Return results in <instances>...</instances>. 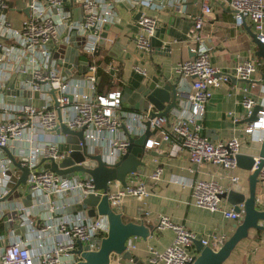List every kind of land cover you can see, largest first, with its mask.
Here are the masks:
<instances>
[{
	"label": "built area",
	"instance_id": "built-area-1",
	"mask_svg": "<svg viewBox=\"0 0 264 264\" xmlns=\"http://www.w3.org/2000/svg\"><path fill=\"white\" fill-rule=\"evenodd\" d=\"M66 1L31 0L29 15L16 27L8 18V1L0 0V227L4 226V231H0V264H78L82 260L74 252L78 241L90 250L98 249V240L106 237L109 230L107 216H90L87 210L69 212L68 208L80 204L89 194H99L108 196L111 207L120 212L123 197H146L150 194L148 185L135 179L125 187L119 181H111V189L105 191L96 188L91 175L78 179L79 171H76L73 176L65 177L43 165L52 161L60 164L79 151L85 159L74 165L92 162L94 156L101 155L106 165L114 166L128 151V135H143L147 121L151 122L152 133L158 134L155 139L149 138L147 147L158 148L164 142H171L174 154L184 153L196 164L211 162L231 170L238 167L236 156L241 151L242 139L213 141L202 133L200 121L215 89L230 82L232 77L252 79L259 62L249 58L238 62L232 71L214 65L201 28L204 16L213 13V3H216L233 12L237 25H244V19L250 20L254 32L264 42V0H201V13L190 15L195 21V46L191 48L194 56L177 65L178 74L190 80L191 89L167 116L156 117L149 111L125 108L122 90L108 94L97 92L96 52L100 49L105 25L116 19V0H72L70 6ZM187 1L135 0L138 10L142 9L135 37L138 49L146 54L151 52L159 24V17L149 14L148 10L170 9L187 15ZM74 31L80 54L90 60L88 71L80 78L63 73L54 57L62 43L73 45ZM76 67L73 64L72 72ZM134 70L144 76L148 74L140 65H135ZM17 75H21L19 86L12 87ZM53 90L55 94L51 93ZM245 90L249 92L251 88ZM23 91L29 94L26 96ZM28 98L31 104L24 105ZM256 103L250 94L244 96L247 116L252 114ZM258 113L264 115V109ZM263 120L264 116L250 121L244 128L245 133L253 136L257 130H264ZM62 123L73 131L83 130V138L77 143L67 142V135L57 132ZM2 147H7L29 168L25 184H17L22 172H14L16 181L10 186L9 171L13 162ZM161 173L162 167H157L152 179L158 180ZM239 180L238 176L232 177L234 184ZM259 182L264 193V164ZM25 185L29 186L30 193L23 188ZM114 185L119 188L114 190ZM227 191L214 180H197L192 184L195 205L212 212L223 211L227 218L241 220L243 211L222 205L221 195ZM16 193L20 196L14 197ZM28 194H31L29 205L23 202ZM158 227L173 229L176 237L163 252L150 249L149 264H193L198 255L197 239L214 249L226 241L219 234H213L211 240L200 237L167 216L160 217ZM17 229L21 232L16 233ZM131 240L128 249L133 247Z\"/></svg>",
	"mask_w": 264,
	"mask_h": 264
},
{
	"label": "crops",
	"instance_id": "crops-1",
	"mask_svg": "<svg viewBox=\"0 0 264 264\" xmlns=\"http://www.w3.org/2000/svg\"><path fill=\"white\" fill-rule=\"evenodd\" d=\"M9 2L8 18L14 26L20 27L27 17L28 0ZM71 2L72 0H67L66 5L70 6ZM186 6L189 13L187 15L170 9L147 11L159 17V24L152 39V50L146 54L138 49L135 42L138 14L142 9L138 10L135 0H116V19L110 24L107 37L104 43H101L99 54L96 55L98 69L101 67L109 73L111 83L104 87L105 94L115 90L123 92L126 84L138 87L152 77H159L161 84L166 80L175 82L180 79L181 90L190 91V80L178 74L177 65L194 56L191 48L195 46L193 42L195 21L190 15L201 13V0H188ZM213 7V13L204 16L201 28V36L210 48L211 62L226 71H232L238 62L255 58L259 64L252 78L254 85L264 70V61L255 57L256 44L247 30L249 26L253 30L251 21L247 20L246 24L239 26L230 9L216 3H213ZM104 58H107V63ZM135 65L146 68L147 76L136 72ZM61 68L64 70L63 66ZM78 70L76 67L72 74H76ZM16 77L14 83L18 85L21 75ZM252 83L232 78L230 82L216 88L206 107L204 118L200 121L202 133L213 141L231 137L242 139L240 153L246 155H258L262 144L260 138L264 137V130L261 129L253 136H248L244 131L250 122L247 120L249 116L243 105L244 96L250 94L264 109V99L258 97L260 88L257 85L252 87ZM248 87L251 90L246 92L245 89ZM129 105L128 102H124L125 108ZM262 116L264 115L261 114L259 117ZM157 137V132H153L150 138ZM142 160L145 165L129 180L145 182L150 194L141 198L134 195L123 197L120 212L126 222H144L157 227L160 224V217L167 216L172 222L183 224L198 236L210 240L213 234L223 235L227 240L235 232V224L241 222L243 217L241 220H234L227 218L223 211L212 212L198 207L193 200L192 184L197 180H214L226 190L236 189L248 195L250 171L239 166L232 170L226 169L211 162L196 164L184 153L174 154L171 142H164L158 148L146 147ZM157 167H162V173L158 180H154L152 174ZM233 176L239 177L237 184L232 182ZM118 188L117 185L113 186L114 190ZM257 193V207L264 209V193L260 182ZM69 196L71 195L67 197ZM222 205L226 209L233 208L224 198ZM69 208L72 211L79 210L77 204ZM261 224L264 225V221H261ZM175 237L173 229L157 227L154 234L147 239L133 238L131 250L138 259V262L133 264H149L150 249L163 252L174 242ZM110 264L132 263L113 254ZM223 264H264V230L250 229L248 236L237 244Z\"/></svg>",
	"mask_w": 264,
	"mask_h": 264
},
{
	"label": "water",
	"instance_id": "water-1",
	"mask_svg": "<svg viewBox=\"0 0 264 264\" xmlns=\"http://www.w3.org/2000/svg\"><path fill=\"white\" fill-rule=\"evenodd\" d=\"M31 0H28L30 3ZM75 1V0H74ZM73 1V3H74ZM30 6L26 9L27 15H29ZM141 13L138 14V18ZM246 24V19H244ZM110 24L105 25L104 32L102 33V41L107 37V30ZM247 30L254 43L256 44L255 57L264 61V42L259 38V35L252 30L249 26ZM76 32H72L73 45H66L62 43L57 51L54 52V57L58 59L59 65L63 66V73L68 75L72 74V66L75 64L79 70L74 77H82L90 66L89 58L80 54L78 48L79 45L74 42ZM85 41V37H83ZM99 54V50L96 55ZM113 73V71H112ZM236 79L235 77H232ZM159 77H152L148 81L140 84L138 87L133 84H126L123 88V105L124 102H128L129 107L127 109L136 111H149L152 117L167 116L171 109L177 107L179 102L186 98L187 92L181 90L180 79L175 82L166 80L165 83H160ZM240 80V79H238ZM244 83H252L253 79L241 80ZM254 85H257L260 89L258 97L264 99V70L260 74V78L255 81ZM253 83L251 86H254ZM12 87H18L19 84L13 83ZM55 94V91H51ZM24 95H28L29 92L23 91ZM72 100V97H70ZM31 99L24 101V105H30ZM55 106H58V102H55ZM263 107L260 103H257L253 109L252 114L247 118L248 121L259 120V110ZM59 110V109H58ZM61 112L59 111V119L61 121ZM264 121V120H263ZM150 121L146 122L147 129L141 136L128 135L129 147L128 151L123 155L114 166H108L103 161L101 155L94 156L92 162H84L83 165H74L75 162H82L85 157L79 151H74L70 158H67L60 164L52 161L43 165L45 168H49L52 171L57 172L65 177H70L75 174L76 171L87 172L94 179L97 189H103L108 191L111 189V181H119L124 187L129 183V179L136 175L141 167L145 165L143 162V156L146 151L147 143L152 135L150 129ZM63 132L67 135V142L77 143L79 139H82L84 134L83 130L73 131L69 129L65 124H61L57 128V132ZM76 147V146H75ZM5 151L8 157L12 160L11 169L9 174L11 175L10 186L16 181V175L14 172H22L18 183L25 184L27 176L29 174V168L23 166L19 160H17L7 147L1 148ZM237 164L239 167L251 172L249 177V193L248 195L240 192L236 189H230L224 192L221 197L226 199L237 212L243 211V219L241 222L235 224V232L225 241V243L219 248L214 249L210 246H204L201 239L195 241L198 255L195 258L193 264H223L231 255L237 244L248 236L250 229L264 230V225L261 221H264V209H259L258 206V193L257 186L259 183V173L264 164V139L261 144L258 155H246L239 153L236 156ZM44 159L41 161V163ZM20 196L16 193L14 197ZM12 198V196H10ZM31 194H28L23 202L27 205L30 204ZM243 205V208L240 206ZM79 210H87L90 216L105 215L109 222V230L107 236L98 240L96 250H90L88 245H84L82 241H78V249L74 252L80 254L82 260L78 264H110L112 255H118L123 260L128 262L137 263L138 259L134 256L131 249H128L129 241L133 238L147 239L150 235H153L157 227L148 225L144 222H134L124 220L122 212H118L116 208L111 207L108 196H101L99 194H89L85 197L80 204L77 205ZM243 209V210H242ZM72 211V209H68ZM73 211H76L73 209ZM24 231L23 228H21ZM20 229L16 230V233H20Z\"/></svg>",
	"mask_w": 264,
	"mask_h": 264
},
{
	"label": "trees",
	"instance_id": "trees-1",
	"mask_svg": "<svg viewBox=\"0 0 264 264\" xmlns=\"http://www.w3.org/2000/svg\"><path fill=\"white\" fill-rule=\"evenodd\" d=\"M7 1L9 3V5H10L9 0H7ZM104 61L107 63L108 62L107 58H104ZM98 74L100 76V80L97 83V92L99 94H105L104 93V87L106 85H110V83H111L110 79H109V73L104 71L103 68L99 67ZM0 231H2V232L4 231V226L3 225H2V227H0Z\"/></svg>",
	"mask_w": 264,
	"mask_h": 264
},
{
	"label": "rangeland",
	"instance_id": "rangeland-1",
	"mask_svg": "<svg viewBox=\"0 0 264 264\" xmlns=\"http://www.w3.org/2000/svg\"><path fill=\"white\" fill-rule=\"evenodd\" d=\"M87 176H89V174H88L87 172H82V171L78 172L77 175H76V177H77L78 179H81V178H83V177L85 178V177H87ZM23 188H24L28 193H30L29 186L25 185V186H23Z\"/></svg>",
	"mask_w": 264,
	"mask_h": 264
}]
</instances>
